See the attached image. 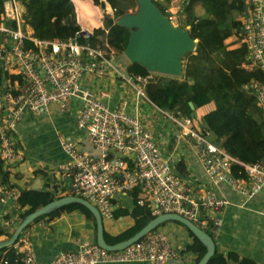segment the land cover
<instances>
[{
  "label": "built area",
  "instance_id": "built-area-1",
  "mask_svg": "<svg viewBox=\"0 0 264 264\" xmlns=\"http://www.w3.org/2000/svg\"><path fill=\"white\" fill-rule=\"evenodd\" d=\"M246 5L241 32L246 59L264 70V0H246ZM25 12L19 0L0 1V163L5 168L17 165V123L26 110L36 114L56 109L65 112L75 104L78 127L101 154L95 155L73 140L60 137L68 161L57 173L69 182L71 196L89 201L103 220H111L116 195L141 187L153 203L154 216L179 214L217 238L222 229L220 214L228 200L209 189L196 190L191 175L185 177L176 172L172 157L157 139L155 119L146 120L138 112H130L127 96L118 107L109 105L114 85L108 78L123 80L145 97L141 85L148 78L127 77L112 49L81 43L77 37L64 42L35 37L25 23ZM80 35L90 37L92 33L82 30ZM26 42L32 45L27 47ZM12 75L19 78L11 82ZM244 89L257 98L264 119V83L253 82ZM164 113L180 134L195 144L198 159L212 179L227 181L250 196L264 187V158L243 162L210 141L208 131L204 134L195 129L191 118ZM235 165L240 166L237 173ZM17 198L14 186H0V207L4 211L0 229L17 225L14 217H6L20 213ZM163 225L118 251L107 250L89 239L82 240L76 249L59 252L49 263L37 260L31 233L26 231L29 226L22 231L15 247L22 254L21 264H166L178 258L189 262L191 255L183 252L187 243L182 249L175 247ZM22 247L25 251L20 252Z\"/></svg>",
  "mask_w": 264,
  "mask_h": 264
},
{
  "label": "trees",
  "instance_id": "trees-1",
  "mask_svg": "<svg viewBox=\"0 0 264 264\" xmlns=\"http://www.w3.org/2000/svg\"><path fill=\"white\" fill-rule=\"evenodd\" d=\"M22 1L26 7V22L34 29L35 37L41 40L60 42L77 37L81 43L114 50L117 54L116 58L119 60L127 47L130 30L117 24L116 20L129 13L132 5L138 8L137 0H106L112 6L113 13L110 14L106 11L101 13V9H104L101 8L100 14H93L91 25L97 23V27L91 29L90 37H84L80 35V32L81 26L86 23L82 21L80 15L83 12L77 10L76 3L87 5L89 0ZM92 1L98 6H105V2L102 0ZM166 1L170 2V0ZM154 2L164 14L169 15L166 7L160 1L154 0ZM185 6L189 7L188 4ZM246 7L245 0H203L199 4L192 5L191 16L195 26L192 27L191 35L198 38L199 41L195 52L185 54L183 79L159 77L160 75L150 78L152 72L139 63L129 64L125 69L135 80L139 76L148 78V82L141 86L150 103L154 104L162 115H165L164 112H169L173 116L189 117L193 121L194 109L214 102L215 109L203 116L205 128H197L193 124L194 128L202 133L209 131L210 135L214 134L216 137L214 142L221 143L229 154L244 162H254L264 158V120L257 98L247 93L244 88L253 82L264 83V70L259 65H254L251 70L242 68L243 63H249L246 59L247 50L243 42L240 43L241 46L228 50L223 64H218L213 56L214 52L225 47L226 40L231 36H236L240 42L242 16ZM182 12L184 15L183 7ZM236 14H240L239 19L236 18ZM14 26H16L15 23ZM26 44L29 47L32 42H26ZM118 80L116 79L115 82ZM190 103L193 104V107ZM174 129L177 130V128ZM172 164L176 172L179 173L178 169L184 171L183 162L173 161ZM0 183H5L9 187L14 186L18 191L17 202L20 208H25L20 219L60 198L56 190L22 189L18 184L12 183L10 171L5 168L3 163H0ZM139 188L135 189L139 190ZM71 206L94 217L92 212L82 204L73 203ZM119 212L120 210L115 211V216ZM57 213H59V209H54L52 212L38 217L35 221ZM134 213L136 222L133 226L115 236L105 233V239L109 244H115L132 237L156 217L147 206L138 205ZM8 216L10 217V215L6 217ZM187 230L192 241L186 244L183 252L195 255V264H197L207 252V248L188 228ZM206 231L212 236L211 231ZM12 232V229L7 231V227L1 228L0 241L9 239ZM214 240L216 241L215 238ZM15 244L0 249V264H21L22 254L19 253ZM231 258L238 261L239 264H256L250 259L239 260L237 256L224 254L218 249L207 264H228Z\"/></svg>",
  "mask_w": 264,
  "mask_h": 264
},
{
  "label": "crops",
  "instance_id": "crops-1",
  "mask_svg": "<svg viewBox=\"0 0 264 264\" xmlns=\"http://www.w3.org/2000/svg\"><path fill=\"white\" fill-rule=\"evenodd\" d=\"M80 10L83 12V9ZM89 10L91 11V9ZM237 46H241V44L235 41L234 36L228 38L225 47L213 53L216 62L223 64L228 50ZM242 67L246 70H251L254 66L248 64ZM10 78V81L14 82L19 77L12 75ZM114 79L108 78L110 84L114 85L109 105L118 107L123 97L127 96L128 104L130 102L128 107L130 112H138L146 120L155 119V127L156 130L158 129L157 139L166 154L172 157V161L183 162L184 171L178 169V174L185 177L191 175L190 181L196 190L209 189L216 195L228 200L229 203L220 214L222 229L218 237L215 238L216 249L224 254L237 256L239 260L250 259L256 264H264V187L253 196H250L247 192L244 193L233 188L227 181L212 179L198 159L195 144L184 138L179 131L174 129L175 127L171 128L170 124L165 120L161 123L160 112L154 104L150 103L147 97L138 94L135 89L129 88L123 80L119 79L115 82ZM74 106L75 104L72 105L70 110L65 112L57 109L42 114H36L28 110L24 112L17 123L16 132L19 160L15 167L6 168L10 171L12 183L18 184L22 189H30L38 184V189L56 190L58 197L69 195V182L57 173L59 167L68 161V156L60 144V137L71 139L84 149L93 150L92 145L89 142L87 144L84 131L78 127ZM215 107V103L211 102L197 108V116L192 115L197 128H205L203 116L214 110ZM150 109H152L153 114H151ZM210 137L212 140H216L214 134H211ZM219 144L222 146L221 143ZM238 170L239 168L235 166L234 172L237 173ZM244 176V174H241V177ZM0 186H7V184L0 183ZM112 205L113 218L109 221H104L105 233H109L110 236H115L135 224L134 211L138 205L147 206L151 211L153 210V203L147 199L141 187L139 190L134 188L129 193H118L112 200ZM58 209L59 213L56 215L46 216L38 221L34 220L26 229V231L31 233L32 247L37 260L40 262H52L59 252L76 249L78 243L82 240L96 241L97 227H95L94 217L85 214L80 209L74 208L71 204L63 205ZM23 210L25 208H20L19 214H9L18 222L17 225L22 220L20 216ZM117 210H120V212L115 216V211ZM3 213L4 211L0 207V219ZM41 223H44V225ZM15 227L12 228L13 231ZM162 228L166 231L169 238L173 239L172 242L175 243L174 246L178 249H182L181 247L184 246V243L192 241L189 233H187L188 231L180 223L168 222ZM23 251H25V247L20 249V252ZM195 261L196 256L191 255L189 262L178 258L166 264H195ZM228 264H239V262L231 258Z\"/></svg>",
  "mask_w": 264,
  "mask_h": 264
},
{
  "label": "water",
  "instance_id": "water-1",
  "mask_svg": "<svg viewBox=\"0 0 264 264\" xmlns=\"http://www.w3.org/2000/svg\"><path fill=\"white\" fill-rule=\"evenodd\" d=\"M137 2L138 9L136 12L126 13L116 20L117 24L130 30L128 44L125 49L126 57L131 63H139L150 72L183 78L185 71L182 57L195 51L198 39L193 38L187 29L165 15L154 0H137ZM127 76L129 77L128 73ZM190 105L193 107L192 103ZM86 150L93 152L95 155L101 154L100 150L95 148ZM33 188L38 189L39 185H34ZM73 203L82 204L92 212L97 227L96 241L107 250H122L158 229L164 223L177 221L186 226L207 248V252L197 264H207L215 254L216 241L214 238L191 220L176 213L160 214L150 220L132 237L115 244H109L105 239L104 221L98 209L89 201L75 196L55 199L28 214L15 227L9 239L0 241V249L15 244L22 231L38 217L63 205Z\"/></svg>",
  "mask_w": 264,
  "mask_h": 264
},
{
  "label": "rangeland",
  "instance_id": "rangeland-1",
  "mask_svg": "<svg viewBox=\"0 0 264 264\" xmlns=\"http://www.w3.org/2000/svg\"><path fill=\"white\" fill-rule=\"evenodd\" d=\"M158 1H160L165 7H166V9H167V11L169 12V14H170V16H169V18L171 17V16H176L177 14H178V12H177V7L178 8H180L181 7V9H182V7H183V10H184V15H183V12H182V10H181V14L183 15V17H182V19H178L177 21H173V22H175V23H178L179 25H181L182 27H184V28H187V25H190V27H188V31L191 33V31H192V27H194L195 26V22L193 21V18H192V16H191V12H192V5H194V4H196V3H200V2H202L203 0H170V2H168V1H166V0H158ZM185 4H188L189 5V7H186L185 6ZM101 8H99V10H100ZM137 7L135 6V5H132L131 6V8L129 9L130 11H129V13L130 12H136L137 11ZM105 11V8L102 10L101 9V13L102 12H104ZM91 11L90 10H88V11H85L84 9H83V14H81L80 16H81V19H82V21L84 22V23H86V24H88V23H91L92 22V16H93V14L92 15H90L89 13H90ZM103 14H105V13H103ZM97 15V14H96ZM236 16V18L237 19H239L240 17V14H236L235 15ZM99 24V23H98ZM94 26H97V23H95L94 24ZM91 29H93V26L91 25V28H90V30ZM234 38H235V41L238 43L239 41L237 40V37L236 36H234ZM198 42V41H197ZM117 55V54H116ZM188 55V54H187ZM122 57H124V55H122ZM126 58V57H125ZM126 60L127 61H129L127 58H126ZM182 63H183V69H184V67H185V63H186V55L184 56V57H182ZM152 74V76H158V75H160L159 77H166V78H179L180 80L182 79V78H180V77H178V76H172V75H169V74H162V73H154V72H152L151 73ZM150 112H151V114H153L152 113V109H150ZM197 114H198V111H197V109H194L193 110V113H192V115H194V116H197ZM161 117H162V121H161V123H163V121L165 120L167 123H169L170 124V126H171V128H174V126H173V124H172V122L168 119V118H166V116L164 117V115H162L161 114ZM53 133V132H52ZM55 133V132H54ZM60 144H61V140H60ZM62 146V145H61ZM12 228H10V230H11ZM7 230H9V229H7Z\"/></svg>",
  "mask_w": 264,
  "mask_h": 264
},
{
  "label": "clouds",
  "instance_id": "clouds-1",
  "mask_svg": "<svg viewBox=\"0 0 264 264\" xmlns=\"http://www.w3.org/2000/svg\"><path fill=\"white\" fill-rule=\"evenodd\" d=\"M20 2H22L23 4H24V6H25V3L22 1V0H19ZM102 1H104L105 2V6L104 7H101V6H98V5H96V4H94V3H92L91 2V0H89V3L87 4V5H85V4H77L76 5V8H77V10L79 11L80 9H84L85 11H88L89 9H91V12L89 13L90 15H92V14H99V8H105V11L107 12V13H110V14H112L113 12H111V9H112V11H113V8H112V6L106 1V0H102ZM245 3H246V0H245ZM247 6V5H246ZM25 9H26V7H25ZM246 9H247V7H246ZM177 10V12H178V14L174 17V16H171L170 17V19L172 20V21H177L178 19H182V17H183V15L181 14V7H180V9H176ZM25 14H26V12H25ZM25 14H24V18H25ZM165 15H167V14H165ZM168 17L170 16V14L169 15H167ZM25 23H27L26 22V18H25ZM28 24V23H27ZM29 25V24H28ZM93 27H97V26H94V25H92ZM188 27H190V25H187V28H185V29H187L188 30ZM23 28H24V25H23ZM90 28H91V23L89 24H83L82 26H81V31L82 30H84V31H88V32H90V33H92V30H90ZM241 28H242V26H241ZM30 31H32L33 32V35H34V29L30 26ZM242 32V31H241ZM191 34V33H190ZM241 35H242V33H241ZM192 36V35H191ZM234 36V35H233ZM239 37H240V35H239ZM193 38H195V37H193ZM195 39H198V38H195ZM198 41H199V39H198ZM241 42H243V37L241 36V38H240V43ZM198 43V42H197ZM244 43V42H243ZM197 46V45H196ZM246 48V47H245ZM195 52V51H194ZM126 55H125V51H124V57H122L121 58V60H119V58L117 59V64H120V66H121V68H122V70H123V72L125 73V74H129V76H131V74L125 69V67L126 66H128L129 64H132L131 62H130V60L129 61H127L126 60ZM244 64V63H243ZM242 64V65H243ZM245 64H250V63H245ZM243 68V67H242ZM127 76V75H126ZM128 77V76H127ZM153 76L151 75L150 76V78H152ZM183 79V78H182ZM246 91V90H245ZM247 92V91H246ZM248 93V92H247ZM254 96V95H253ZM258 103V102H257ZM260 108V107H259ZM260 110H261V108H260ZM261 112H262V110H261ZM262 118H263V112H262ZM264 120V119H263ZM200 132V131H199ZM209 132V131H208ZM200 133H202V132H200ZM205 134V133H204ZM208 139L210 140V141H212V142H214V140H212L211 139V137H210V133H209V135H208ZM215 143V142H214ZM217 145H220V144H217ZM233 156V155H232ZM237 158V157H236ZM239 159V158H238ZM240 160V159H239ZM242 161V160H241ZM258 161V160H257ZM244 162V161H243ZM255 162V161H254ZM246 163H251V162H246ZM235 166H237L239 169H240V166L239 165H235ZM234 166V167H235ZM68 196H71L70 195V192H69V195ZM65 197H67V196H65ZM76 197V196H75ZM61 198V197H60ZM58 199V198H57ZM103 221H106V220H103ZM109 221V220H108ZM174 222V221H173ZM180 225H182L183 227H185L186 229H187V227L186 226H184L183 224H181L180 223ZM197 225V224H196ZM206 231V230H205ZM214 238V237H213ZM95 242H97V241H95Z\"/></svg>",
  "mask_w": 264,
  "mask_h": 264
},
{
  "label": "bare ground",
  "instance_id": "bare-ground-1",
  "mask_svg": "<svg viewBox=\"0 0 264 264\" xmlns=\"http://www.w3.org/2000/svg\"><path fill=\"white\" fill-rule=\"evenodd\" d=\"M99 14H100V10H99Z\"/></svg>",
  "mask_w": 264,
  "mask_h": 264
}]
</instances>
